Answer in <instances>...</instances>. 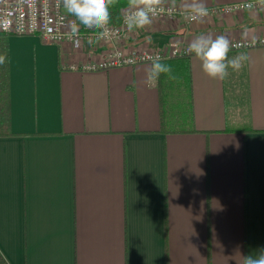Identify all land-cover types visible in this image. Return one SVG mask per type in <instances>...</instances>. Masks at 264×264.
<instances>
[{
    "label": "crops",
    "instance_id": "obj_1",
    "mask_svg": "<svg viewBox=\"0 0 264 264\" xmlns=\"http://www.w3.org/2000/svg\"><path fill=\"white\" fill-rule=\"evenodd\" d=\"M198 35L264 37V8L158 21L127 43ZM0 42V264H242L264 249V44L232 48L249 59L223 81L194 54L164 59L179 79L149 87L151 62L80 67L105 44Z\"/></svg>",
    "mask_w": 264,
    "mask_h": 264
},
{
    "label": "built area",
    "instance_id": "obj_2",
    "mask_svg": "<svg viewBox=\"0 0 264 264\" xmlns=\"http://www.w3.org/2000/svg\"><path fill=\"white\" fill-rule=\"evenodd\" d=\"M251 7H248V5ZM160 12L153 18L152 28L159 22H188L180 13V8L172 0H160ZM211 17L219 13H233L245 9L260 10L264 8V0H245L225 3L217 6H209ZM170 9H174L170 12ZM128 11V4L124 5L119 14L117 22L107 25L106 31L102 33L80 32L76 43L69 38V33L73 27L72 21L65 15L63 0H0V34L1 33H38L45 41L66 43L72 49L78 50L80 54L88 44H105L99 57L94 60H87L81 64V68L97 69L113 65L134 64L136 62L147 61L150 56H160L163 60L188 56L192 53L189 45L192 40L173 38L163 44L152 45L149 43H139L131 45L127 43L133 30H129L123 23V15ZM235 47L243 48L258 44H264V37L241 38L230 40ZM88 54V53H87ZM72 67H79L75 64Z\"/></svg>",
    "mask_w": 264,
    "mask_h": 264
},
{
    "label": "clouds",
    "instance_id": "obj_3",
    "mask_svg": "<svg viewBox=\"0 0 264 264\" xmlns=\"http://www.w3.org/2000/svg\"><path fill=\"white\" fill-rule=\"evenodd\" d=\"M115 0H63L65 15L72 21L69 38L79 42L82 30L86 33H102L111 21L110 8ZM248 7H251L249 4ZM160 0H128V11L123 15V23L131 31L144 29L151 25L153 18L160 12ZM174 9H170V12ZM180 13L188 22H202L210 10L204 0H185ZM235 45L226 36L213 38L210 35H198L189 45V50L201 61L203 72L210 78L225 80L229 69L240 71L249 57L247 53L229 56ZM151 67L146 73V84L156 87L161 75L177 81L172 65L164 62L160 56H150ZM242 264H264V249L243 256Z\"/></svg>",
    "mask_w": 264,
    "mask_h": 264
},
{
    "label": "trees",
    "instance_id": "obj_4",
    "mask_svg": "<svg viewBox=\"0 0 264 264\" xmlns=\"http://www.w3.org/2000/svg\"><path fill=\"white\" fill-rule=\"evenodd\" d=\"M124 2L125 0H115L114 5L110 8L112 22L118 21L120 10L123 7ZM188 56H185V57H188ZM187 59L188 58H186L185 68H187L188 66ZM188 74L189 72L187 71L186 72L187 77H188ZM5 101H6V64H5L4 58L0 56V133L10 132L8 129L7 116L5 113Z\"/></svg>",
    "mask_w": 264,
    "mask_h": 264
},
{
    "label": "rangeland",
    "instance_id": "obj_5",
    "mask_svg": "<svg viewBox=\"0 0 264 264\" xmlns=\"http://www.w3.org/2000/svg\"><path fill=\"white\" fill-rule=\"evenodd\" d=\"M182 71H183V68H182V67H174V68H173V72H174L175 75L180 74ZM178 77H179V76H178ZM173 82H174V84H176L177 81H173ZM174 84H173V85H174Z\"/></svg>",
    "mask_w": 264,
    "mask_h": 264
}]
</instances>
